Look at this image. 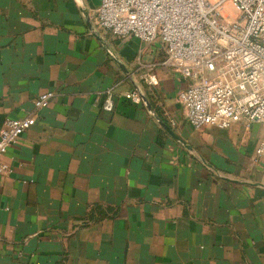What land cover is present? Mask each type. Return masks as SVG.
I'll use <instances>...</instances> for the list:
<instances>
[{
  "label": "crops",
  "instance_id": "0c3cea01",
  "mask_svg": "<svg viewBox=\"0 0 264 264\" xmlns=\"http://www.w3.org/2000/svg\"><path fill=\"white\" fill-rule=\"evenodd\" d=\"M99 4L0 0V130L54 94L1 157L0 264H264L262 127L192 129L159 44Z\"/></svg>",
  "mask_w": 264,
  "mask_h": 264
},
{
  "label": "built area",
  "instance_id": "2783aa9c",
  "mask_svg": "<svg viewBox=\"0 0 264 264\" xmlns=\"http://www.w3.org/2000/svg\"><path fill=\"white\" fill-rule=\"evenodd\" d=\"M96 28L114 38L158 43L161 66L187 83L179 94L194 130L259 125L257 152L264 155V0H100ZM150 82L156 83L154 77ZM52 92L32 102L34 112L5 122L0 130V176L10 173L1 157L36 123ZM124 99L139 104L137 93ZM110 96L104 110L112 111Z\"/></svg>",
  "mask_w": 264,
  "mask_h": 264
},
{
  "label": "water",
  "instance_id": "95a60500",
  "mask_svg": "<svg viewBox=\"0 0 264 264\" xmlns=\"http://www.w3.org/2000/svg\"><path fill=\"white\" fill-rule=\"evenodd\" d=\"M165 127V126H164ZM166 128V127H165Z\"/></svg>",
  "mask_w": 264,
  "mask_h": 264
}]
</instances>
